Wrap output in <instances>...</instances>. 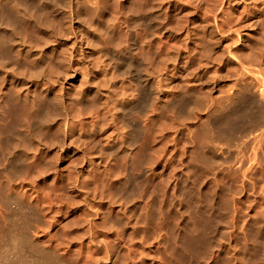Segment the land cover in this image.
<instances>
[{
	"label": "bare ground",
	"instance_id": "bare-ground-1",
	"mask_svg": "<svg viewBox=\"0 0 264 264\" xmlns=\"http://www.w3.org/2000/svg\"><path fill=\"white\" fill-rule=\"evenodd\" d=\"M200 1L203 2L195 0L194 13L188 19L182 15L190 4L188 0H0V264H115L111 261V243L112 247L124 251L120 264H172L171 250L174 247L170 246V238L176 239L173 237L176 222H171L170 216L175 215L173 211L176 209L171 205L177 188L182 186L183 189L186 180L195 189L203 187V192L207 189L204 194L208 196L210 192L221 210L222 231L218 241L205 249L203 257L195 254L196 258H201L200 264H241L239 251L243 248L240 244V250L236 248V240L240 242L238 232L245 221L253 218L255 222V219H258L257 222L260 220L256 223L258 225L251 223L258 228L254 230L261 233L259 241L262 240L264 249V48L262 46L255 53V49L250 51L246 35L237 28L242 12L247 9H258L264 16V0H209L206 5L199 4ZM147 4L150 7L147 8ZM145 8L160 12L157 13L160 18L156 21L153 13L156 20L152 21L155 19L152 17L150 34L141 39L133 29L143 20ZM174 18L180 23L177 24ZM179 29L185 33L182 47L190 56L189 59L184 57L185 61L173 49L181 46L173 45ZM262 36L264 39V32ZM216 39L226 43L224 54L205 66H210L207 68L218 77L222 70L228 68L238 79L227 88H215L218 94L213 95L215 97L211 100L207 99L201 114L193 116L191 110H185L193 116L189 118L190 123L188 118L186 122L179 120L181 116L178 119L174 111L176 105L183 104L186 101L183 97L190 93L193 95L196 89L193 91L192 83L184 79L177 90L172 85L173 76L177 70H191L196 56L208 53L216 44ZM208 74L210 76L211 73ZM245 79H249L250 83ZM254 88L263 98L259 94L254 95L257 90L252 93ZM199 104L201 109L204 102ZM160 108L167 110L171 122L178 121L172 123L175 124L173 127L168 125L171 122L165 127ZM242 114H251V119L242 127L246 132L245 140L243 138L240 143H234L230 134L240 122L238 120L243 119ZM156 122L159 125L152 131L151 127ZM199 124L209 134L213 127L221 131H213L208 140L203 138L200 141L191 129ZM109 125L112 131L102 135ZM21 127L24 129L22 136ZM145 133L150 135V145L145 144ZM128 136L131 143L127 142ZM159 140H163L160 141L162 145L154 143L160 147H157V152L153 142ZM126 143L130 145L124 146ZM246 145L250 154L244 156L242 150ZM201 151L200 155L204 153L206 156L202 159H206L207 165L203 163L201 169L204 170L198 173V164L187 157ZM156 152L164 159L166 155L178 153L181 169L176 173L185 175L186 180H180L177 177L180 175L168 174V180L161 183L159 190L153 191V199L150 197L151 202H159L158 210L153 211L152 208L153 213H150L149 209L155 206L149 201L146 212L150 215L146 216L143 214L145 204L142 213L145 218L140 216L144 219L140 218L141 223L139 215L136 219L129 212L122 193L139 188L142 178L150 173L152 175V167L150 164L145 166L147 163L144 165L143 159ZM66 156L77 159H74L77 163L68 168L69 172H65L70 173L67 177L54 166ZM98 189L101 193L96 194ZM112 189L117 191L116 196L109 192ZM188 191L182 192L183 195ZM67 192L82 194L86 200L84 211L81 208L83 212H78L75 218L85 223L84 228L80 227L87 231L88 243L75 245L70 240L67 243V238L65 241L62 239L67 237L65 233L59 239L54 237L56 234L47 237L48 234L38 225H30L28 220L23 222L25 218L14 220L11 225L12 222L5 219L8 210L20 212L32 208L36 212L41 211L39 214L46 215V211L54 210L56 215L62 216L60 209L64 204L60 200ZM178 195L183 202L180 199L182 195ZM192 196L190 193L186 195L191 203ZM8 200H13V203L10 201L12 206ZM91 201L105 206L106 215L101 208L92 209ZM185 201L187 206L184 202L183 206L188 209L191 203L187 199ZM245 202L248 203L245 205ZM132 205L135 206V203ZM184 207L183 210H186ZM189 210L186 212L189 213ZM54 223H57L56 220ZM183 223L181 226L185 225ZM5 226H9L6 233L3 232ZM190 226H184L185 232L197 235V230L193 232L194 226ZM126 230L132 235L127 244L123 240ZM244 231L242 229L248 237L249 230L245 231L247 234ZM187 234L186 237H192ZM94 236H101L100 244L93 242ZM192 238L194 241L198 237L193 235ZM201 239L203 242L205 238ZM99 247L103 248L104 254L98 252ZM179 249V252L175 251L177 255L180 254ZM187 249L200 250L194 246ZM192 251L190 254H193Z\"/></svg>",
	"mask_w": 264,
	"mask_h": 264
},
{
	"label": "rangeland",
	"instance_id": "rangeland-1",
	"mask_svg": "<svg viewBox=\"0 0 264 264\" xmlns=\"http://www.w3.org/2000/svg\"><path fill=\"white\" fill-rule=\"evenodd\" d=\"M190 0H188V3H190L189 2ZM203 2H199V4H203V5H206L205 3H208V1L209 0H202ZM259 1V0H258ZM193 3V4H192ZM196 5V3H195V0L194 1H191V3L190 4H188L187 6H186V8L183 10L184 12H182V15L184 14V16L186 17L187 16V18L188 19H190L191 18V16L193 15V10H194V6ZM128 7V6H127ZM148 7H150L149 6V4H147V8ZM147 8H145V14H144V17H143V20L140 22V25H141V27H140V25L139 24H137L136 26H134L135 27V29H133V30H135V32H136V35L139 37V36H141L140 38L141 39H143L144 37L146 38V36H147V34H150V29H151V26H152V22H151V19H153V18H157V20H156V18L154 19V20H152V21H158V19L160 18V15H158V14H160V12H157L156 13V11H154L153 9H151V10H149V9H147ZM149 10V11H147V10ZM147 11V12H146ZM149 12V13H148ZM153 13H155V17H154V14ZM190 14V15H189ZM146 15V16H145ZM158 15V16H157ZM148 16V17H147ZM183 16V17H184ZM153 17V18H152ZM184 17V18H185ZM186 18V19H187ZM174 19H176V18H174ZM175 22H177V24H179L180 22L178 21V19H176V21ZM179 22V23H178ZM139 25V26H138ZM138 26V27H137ZM189 27L190 28H192V26L191 25H189ZM237 28L238 29H240L241 30V32L243 33V34H245L246 35V38L248 39V45H249V49H251L250 51H252L253 49H255V50H253L254 51V53H255V51H259V50H261L262 48V46H263V48H264V39H263V32H264V16L261 14V11H259L258 9H255V10H248L247 9V11L245 10L244 12H242V14H241V21H240V23L237 25ZM137 29V30H136ZM180 30V29H179ZM177 31H178V28H177ZM176 31V32H177ZM185 33L184 32H182V29L180 30V32H177L175 35V41H174V47L176 46V45H181L180 47L179 46H176L175 48H173L174 50H175V52L176 51H178V53H179V55H180V57H182V59L185 57L186 59H189V55H187L188 53H185V50L183 49V47H182V43L185 41V39H186V36L184 35ZM181 35H182V37H181ZM183 36L185 37V39L183 40ZM179 37V38H178ZM176 39H178V40H176ZM180 39V40H179ZM177 41V42H176ZM251 41V42H250ZM176 42V43H175ZM215 42H216V44H214L212 47H211V49H210V53L208 54V53H205V54H203L202 53V55L201 54H199L200 52H198V51H196L195 53H197V54H199V57L198 56H196V58L194 59V67H192V69L191 70H184V69H180V71L182 72H180L179 70H177V72L175 73L176 75H174L173 77H174V79H173V83H172V85L174 84V86L173 87H175L177 90H178V88L180 87V85H181V83H182V80H184V79H186V80H189L190 81V83H192L190 86H192L194 89H193V95H191V93H190V95H185V97H183L184 98V100L186 99V101H184V103L182 104V103H179V104H177L176 105V107H175V109H174V111H175V115H177V118L179 117L180 118V116H181V118L179 119V120H185V122H186V118H188V121L191 119V118H193V116L197 113V114H201L202 112L200 111V110H203V107H204V105L205 104H207L208 103V100L207 99H209V100H211L213 97H215V96H213V95H216V94H218L217 93V88H220L221 86H223L224 88H227V87H229V84L231 85V83H235V81L238 79L237 77H235V74L234 73H232V71L230 70V69H228V68H225V70H222V73H220V77H218V76H216V75H213V73H212V69H208L207 67H210V66H205L206 64H208V65H210V63L213 61H215L216 59H218L221 55H222V53L224 54V49L226 48V43L225 42H222V41H220L219 39L217 40H215ZM260 44V45H259ZM220 45V46H219ZM250 45H253V46H250ZM178 47H179V50H178ZM252 47H256V48H258V49H256V48H252ZM182 49V50H181ZM193 51H195V50H193ZM193 51H192V53H193ZM256 53H258V52H256ZM184 54V55H183ZM206 54H208V55H206ZM204 55V56H203ZM208 57H211V59L210 58H208ZM215 58V59H214ZM183 61H185V59H183ZM209 61V62H208ZM212 62V63H213ZM198 67V68H197ZM197 68V69H196ZM206 68V71L204 70ZM194 69H195V72H194ZM262 69H264V66L262 67ZM197 70V71H196ZM202 71H204V72H202ZM223 71H224V73H223ZM262 71H264V70H262ZM181 74H180V73ZM200 72V73H199ZM208 73H211L210 74V76H209V74L207 75ZM194 74H195V76H194ZM229 74V75H228ZM181 75H182V77H181ZM233 75H234V78H233ZM260 75H261V73H260ZM262 77H264V72H262ZM178 76V77H177ZM212 76V77H211ZM215 76V77H214ZM232 77V78H231ZM260 77V76H259ZM183 78V79H182ZM230 78V79H229ZM235 79V80H234ZM191 80H192V82H191ZM245 80H247V82L248 83H250V80L249 79H245ZM185 81V80H184ZM246 82V81H245ZM218 84V85H217ZM245 84H247V83H245ZM215 85H217L216 87H215ZM220 86V87H219ZM222 87V88H223ZM174 88V89H175ZM216 88V89H215ZM216 90V91H215ZM254 92H252L253 94L256 92V88H254ZM253 91V90H252ZM257 92H258V90H257ZM256 92V94H254V95H261V93H257ZM263 94V93H262ZM221 95V94H220ZM223 95V94H222ZM258 95V96H259ZM264 95V94H263ZM263 95H261L262 97H260V98H263ZM191 96V97H190ZM188 97V98H187ZM190 97V98H189ZM188 99V100H187ZM194 99H196V100H194ZM264 100V99H263ZM194 101H197V102H195L194 103ZM198 101H200V102H198ZM205 101H206V103H205ZM201 102L203 103L204 102V104H202L201 106H202V108L200 109V107L198 106V104L200 103L201 104ZM264 102V101H263ZM198 103V104H197ZM192 104H197L196 106L195 105H192ZM199 104V105H200ZM181 109V110H180ZM182 109H184V110H182ZM188 109V112L190 111V112H192L191 114L193 115L192 117L191 116H189V115H191L190 113H189V115H188V112L187 111H185V110H187ZM198 109H199V113L197 112L198 111ZM161 111V112H160ZM196 111V112H195ZM179 112V113H178ZM201 112V113H200ZM159 113H160V116H161V118L163 119H161L162 121H164V123H165V127H167L168 125H171V126H169L170 128L171 127H173L172 125H175V124H172L173 122H171L169 119H168V112H167V110L166 109H163V108H160L159 109ZM163 113H167V114H164L163 115ZM249 115H251V114H242V115H240L241 116V118H243V119H245L244 121H243V119H241L240 118V116H238L239 118L238 119H241V120H238V119H236V122H238V121H240V122H238V123H236V125L237 124H239V125H237V127H236V125H235V129L233 130V134L231 133L230 134V137H231V142H234V143H237V142H241L242 141V139L243 140H245V135H246V132L245 131H243V128L245 127V123L246 122H249V119H251V116H249ZM244 116H246L245 118H244ZM247 116H249V118L247 117ZM191 117V118H190ZM185 118V119H184ZM190 118V119H189ZM247 119H248V121H247ZM238 120V121H237ZM187 121V122H188ZM157 122L159 123V121L157 120ZM156 122V123H157ZM171 122V124H168V123H170ZM178 122V121H177ZM176 122V120H175V122L174 123H177ZM191 122V120L189 121V123ZM242 122V123H241ZM119 123V122H118ZM154 124L151 128V130L152 131H155L156 129H157V126L160 124ZM168 124V125H167ZM247 124V123H246ZM117 125H119V124H117ZM156 125V126H155ZM167 125V126H166ZM241 126V127H240ZM155 127V128H154ZM202 126L199 124V125H193L192 127H191V129H192V131H193V134H195L194 136L198 139V140H200V141H203V138H204V140H208V137H210V136H212V134H213V131L215 132V131H221L220 129L219 130H217L215 127H213V130H211V132H210V134L209 133H206V132H204L205 130L203 129V128H201ZM243 127V128H242ZM154 128V129H153ZM238 128V129H237ZM112 128H111V125H109V126H107V128H106V130L102 133V135L103 134H105L106 135V133H109V132H111L112 130H111ZM212 129V128H211ZM215 129V130H214ZM19 130H21V135L20 136H22V134H23V132H24V129L21 127V128H19ZM109 130H111V131H109ZM150 130V131H151ZM223 131V130H222ZM164 132H165V130H164ZM222 133H225V131H223ZM143 135H144V133H143ZM236 135V136H235ZM40 136H42V135H40ZM147 136V137H146ZM105 136H103L102 138H104ZM143 137H145L146 139H144L145 140V144H149L150 145V143H151V138H150V135L149 134H147V133H145V136H143ZM43 138H44V136H43ZM149 138V139H148ZM207 138V139H206ZM246 139H247V137H246ZM210 140V139H209ZM161 140H159V141H155V142H153V146L155 147L156 146V144H161V142L163 141H161ZM127 142H130L131 143V137L130 136H128V138H127ZM130 143H128V145H127V143H126V145H124V146H129L130 145ZM154 143H156V144H154ZM26 144H28L29 145V143L28 142H26ZM162 145V144H161ZM122 147V148H128V147ZM187 146H188V144H187ZM157 147L158 148H160L159 146H156L155 148H154V150H159V149H157ZM158 152V151H157ZM155 153V154H151L150 156H147V157H145V158H147V159H143V164L145 165L146 163H147V165H145V166H148V164H150L149 166L150 167H152V169H153V173H152V175H151V173L148 175H145L143 178H142V181H141V184H140V186H139V188H132L131 190L130 189H127L126 191H127V193H126V191H124L123 193H122V195L124 196V198H123V202L125 203V204H127V206L130 208V210H129V212L131 213V214H134L133 216L137 219V216H138V220H140L141 221V223L143 222L142 220H144L143 218H145L144 217V215L143 214H145L146 216L147 215H150V213H153V211H155V210H158V205H159V202L158 203H153V202H157V201H155V200H153V202H151L152 201V199H153V197H151V196H153V194L155 195V193H153V191H155L159 186L160 187H162L161 186V183H165V181H167L168 179V174L169 175H180V177L179 176H177L179 179L181 178V179H183V180H186L185 179V175H182V174H177V173H179V169H181V167H180V161H179V156H178V153L177 154H170V155H168V157H167V155H166V157H165V159L164 158H162L161 157V155H160V153L158 154V153ZM198 152V151H197ZM196 152V154H195V156H194V154L193 155H191L190 157H187V158H189L194 164H201V165H197V171H198V173H200L201 171H203L204 169H201V167H203V163L205 164V165H207V163H205V161H206V159L204 160V159H202V157L203 158H205L206 156H205V154L203 155L202 154V156L200 155L201 153H202V151L200 152V153H197ZM242 153H243V155L244 156H246V155H248V154H250V148H249V146L248 145H246L245 147H243V150H242ZM155 155V156H154ZM158 155V156H157ZM160 155V156H159ZM197 155V156H196ZM153 157V158H152ZM201 157V159H202V161H204V162H202L201 161V159H199ZM73 159V160H72ZM74 159H76L75 157H71V156H66L65 158L63 157V158H61L58 162H56L55 164H54V166L56 167H58V170L64 175V176H68L70 173H68V174H66L67 172H69V167L71 168V165H73V163H77V159L74 161ZM151 159H153L152 161H151ZM196 159H199L198 161L196 160ZM158 160V161H157ZM149 161V162H148ZM61 162V163H60ZM72 163V164H71ZM153 163V164H152ZM60 164V165H59ZM69 164V165H68ZM68 165V166H67ZM152 165V166H151ZM65 168H64V167ZM179 166V167H178ZM56 167V168H57ZM63 167V168H62ZM206 167V166H205ZM204 167V168H205ZM176 168H177V170H176ZM71 170V169H70ZM66 172V173H65ZM71 172V171H70ZM173 172H174V174H173ZM177 172V173H176ZM176 173V174H175ZM152 177H151V176ZM181 175H182V177H181ZM149 176V177H148ZM164 178H165V180H164ZM180 179V180H181ZM186 182H188L187 180L184 182L185 184H186ZM184 184V188L183 189H181L182 188V186H180V189L179 188H177L178 190H180V191H178L177 189V192H175V193H177V194H175L176 196V198L178 199V194H180V196L182 195V197L180 198V199H183V202L185 201V199H187V202L188 203H191V201L188 199V198H190V196H187L186 197V195H189V193L190 194H192L193 196L192 197H194V195H196V196H198V197H196V198H198V200L194 197V198H192L191 197V200H192V203L190 204V205H188V209H186L185 207L187 206V204L185 203V205H184V203L182 202V201H180L179 199L177 200L176 198H174L173 200L175 201H173L172 200V205L171 206H173V207H171V208H174V210L176 209V211H173V212H175V213H173V212H171V214L170 215H172V213L173 214H175L173 217L172 216H170V218H172V219H170L171 220V222H176V223H174V226L175 227H173V228H175L176 229V232H173V234H175L174 236H173V234H172V236L174 237V238H176L175 240L172 238H170V240H172L170 243H171V245L170 246H172V247H174V248H176L175 249V251L177 252L178 251V249L179 250H181L180 251V254L178 253V255L176 254V252L174 251V248L171 250V251H173L172 253H171V256H172V259H173V263L172 264H174L176 261V263H180V262H182L181 264H193V263H195V262H197L198 264H200V262L201 261H199V259H201V258H199V257H203V253H205V249H209V247H211L212 245H214L215 244V242H217L218 240V236H220V232L222 231L221 230V225H222V220H221V210H220V208H218L219 206L217 205V199L213 196V195H211V193L210 192H208L209 194H208V196L207 195H205L204 194V192L206 193V191H207V189H205V191L203 192V187L201 188V187H199L198 189H195V188H193L192 186H190L189 184V182H188V185H185ZM163 185V184H162ZM179 186V185H178ZM188 186H190V187H188ZM159 187V188H160ZM186 187H188V188H186ZM159 188H158V190H159ZM197 188V187H196ZM205 188V187H204ZM189 191H188V190ZM200 189V190H199ZM203 189V190H202ZM157 190V191H158ZM183 190V191H182ZM184 190H186V191H184ZM193 190H195V191H193ZM197 190V191H196ZM209 190V189H208ZM188 191V193H185L184 195H185V198H183L184 197V195H183V193L182 192H187ZM100 191H99V189H98V191L96 192V194L97 193H99ZM109 192L112 194V196H113V194H114V196H116V194H117V191L115 190V189H112L111 191L109 190ZM156 192V191H155ZM179 192V193H178ZM101 193V192H100ZM182 193V194H181ZM194 193V194H193ZM200 193V194H199ZM126 194V195H125ZM198 194V195H197ZM204 194V195H203ZM100 194H98V196H99ZM141 195H143V196H141ZM178 195V196H177ZM68 196V197H67ZM82 194H79V193H77V194H70L69 192H67V194H65V195H63V197L61 196V198L59 197V200L62 202V204H64V205H62V208L61 209H63V210H61L60 209V211L63 213V215L62 216H59L58 214L56 215V213H57V211L55 212L54 210H51L50 212H47L46 211V215L45 214H39L38 212H41V211H38V212H36L35 211V208L33 209H30V211H33V212H30L28 209H25L24 211L23 210H21L20 212H21V214L23 215V217L21 216V214H20V212H19V210L17 211V210H15V212L14 211H6L5 213H7V215L5 216V219L7 220V221H9V223L10 222H14V220H17V221H19V219L22 221V219L23 218H25V219H23V222H27V220L29 221L28 223L30 224V225H33V226H37L38 225V227L39 228H41L45 233H47L48 235H47V237L49 236V234L50 235H52V236H54V234H56V236H54V237H57L58 239L59 238H61V237H63V233H65V234H68L67 235V237H63L62 239H64V241H65V238H67L66 239V242L68 243L69 242V240L72 242V243H74L75 245H77V243L79 244V242L80 243H88V235H87V231H85V229L83 230L82 228H84L85 227V225H83V221H81L80 219H77L76 220V218H75V215L79 212H83L84 210V204L86 203L85 201L86 200H84V196H82ZM205 196H207V198L205 197ZM65 197V198H64ZM150 197L152 198V199H150ZM205 197V198H204ZM212 197V198H211ZM66 198H67V200H66ZM70 198V199H69ZM200 198V199H199ZM209 198V199H208ZM214 198V199H213ZM194 199V200H193ZM203 199H205V200H203ZM210 199L212 200V201H210ZM151 200V201H150ZM189 200V201H188ZM196 200V201H195ZM210 201V202H208L207 203V201ZM9 201V203H10V205L13 203L11 200H8ZM12 203H11V202ZM65 201V202H64ZM83 201V202H82ZM149 201H150V203H149ZM177 201H179L181 204H179ZM80 202V203H79ZM92 202V203H91ZM91 202H87V203H91L90 204V206L92 207V209H100L101 208V210H102V212H104V214L106 215V208H105V206H103V205H101L99 202H94V201H91ZM198 202V203H197ZM204 202V203H203ZM8 203V204H9ZM69 203V204H68ZM97 203V204H96ZM99 203V204H98ZM132 203L134 204L135 203V206H133L132 205ZM137 203V204H136ZM148 203L149 204H151V203H153L154 205H152V206H155V207H151L150 209H149V206H148ZM177 203V204H176ZM183 203V204H182ZM195 203V204H194ZM248 203V202H247ZM246 202H245V205L247 204ZM73 206H72V205ZM145 204H147L146 206H145ZM180 206H179V205ZM198 204V205H197ZM212 204V205H211ZM70 205V206H69ZM95 205H96V207H95ZM175 205V206H174ZM185 207H184V206ZM193 205V206H192ZM203 207H202V206ZM205 205V206H204ZM217 205V206H216ZM12 206V205H11ZM72 206V207H71ZM103 206V207H102ZM145 206V207H144ZM151 206V205H150ZM215 207V211L213 210L214 209V207ZM65 207V208H64ZM143 207L145 208V211L143 210ZM157 207V208H156ZM183 207L186 209V210H189V208H190V210H189V213H187L186 212V210H183ZM192 207V208H191ZM204 209H202V208ZM210 207H212V208H210ZM68 208V209H67ZM81 208H82V210L83 211H81ZM103 208V209H102ZM152 208H154L153 209V211L151 210ZM182 208V209H181ZM200 210H199V209ZM149 209V211H152V212H150L149 214H148V212H146L147 210ZM212 209V211H210V210ZM65 210H66V212H65ZM104 210V211H103ZM199 210V211H198ZM207 210V211H206ZM29 211V212H28ZM143 211H144V213H143ZM178 211V212H177ZM206 213V215L203 213ZM18 212V213H17ZM23 212H26V213H23ZM54 212V213H53ZM133 212V213H132ZM146 212V213H145ZM181 212V213H180ZM185 212V213H184ZM198 212V213H197ZM199 212H201L202 214H200ZM12 213V214H11ZM28 213V214H27ZM31 213V214H30ZM38 213V214H37ZM48 213H51V215L50 214H48ZM53 213V214H52ZM64 213H68L67 215L66 214H64ZM143 213V214H142ZM17 214V215H16ZM34 214V215H33ZM186 214V215H185ZM188 214H190L189 216H188ZM10 215V216H9ZM12 215H13V217H14V219H13V217H12ZM15 215V216H14ZM39 215V216H38ZM142 215V217H140ZM203 217H202V216ZM208 215V216H207ZM215 215V216H214ZM29 216V217H28ZM35 216V217H34ZM44 218H43V217ZM49 216V217H48ZM55 218H54V217ZM58 216H59V218H58ZM71 216V217H70ZM186 217V218H188L187 219V221H186V218H184V217ZM217 216H219V217H217ZM7 217V218H6ZM22 217V218H21ZM42 217V218H41ZM45 217H47L46 218V220L47 219H49V220H47V222H46V220H45ZM53 217V218H52ZM73 217V218H72ZM194 217V218H193ZM213 217V218H212ZM17 218V219H16ZM71 218V219H70ZM142 220H141V219ZM207 220H206V219ZM212 218V219H211ZM243 218V217H242ZM43 219V220H42ZM52 219H53V221H52ZM59 219V220H58ZM74 219V220H73ZM108 219V218H107ZM174 219V220H173ZM184 220L183 222L185 223V225L186 224H188V225H190L191 224V226L193 227L194 225H197V222L199 221H201L202 220V222H200L198 225H197V227L196 226H194L193 228L195 229H193V232L194 231H196L197 230V235H195V233H193V234H191L190 232L188 233V234H191L192 235V237H193V235H194V237L195 236H197L198 238H194V241H193V238L192 237H188L189 235L187 234V232H185L186 230H185V228H184V226L185 225H183V226H181L182 225V223L183 222H181L182 220ZM198 219V220H197ZM210 219V220H209ZM219 219H220V222H219ZM254 219V218H253ZM252 219V220H253ZM33 220V221H32ZM56 220V222L57 223H54V221ZM80 222H82V223H79V221ZM173 220V221H172ZM252 220H247V221H245L244 223H245V225H246V227H245V225H243V227L241 226V231H239L238 233V236H239V240H240V242L238 241V239L236 240V243H238V244H236V243H234L233 242V244L235 245L236 244V248H238V250H240V248H243V249H241L239 252H241V254H240V256H241V264H264V261L262 262V260H264V256H263V254H264V249L262 248V244H263V242H262V240H260L259 241V239H261V237H260V235H261V233H259V232H257V231H255V230H257L258 228H256L255 226H254V224L253 223H251V222H255L254 220L252 221ZM256 220V222H255V224L256 223H258L257 222V220L258 219H255ZM48 221H50V222H48ZM72 221H75V222H72ZM186 221V222H185ZM219 223H218V222ZM250 222L254 227H253V229H252V225L250 224V223H247L246 224V222ZM13 222L12 223H10V225L11 224H13ZM34 222H35V224H34ZM188 222V223H187ZM194 224H192V223ZM207 222V223H206ZM211 222V223H210ZM75 223V224H74ZM183 223V224H184ZM205 223V224H204ZM209 223V224H208ZM7 224H8V222H7ZM23 224H26V225H28L27 223H23ZM48 224V225H47ZM51 226H50V225ZM85 224V223H84ZM205 225V226H203V225ZM58 225V226H57ZM60 225V226H59ZM70 225V226H69ZM78 227H77V226ZM80 225H81V227H80ZM176 225H177V228H176ZM203 227H202V226ZM211 225V226H210ZM214 225V226H213ZM249 225H251V227L249 226ZM256 225H258V224H256ZM1 226V225H0ZM46 226V227H45ZM50 226V228H48ZM62 226H64L65 227V230H62V229H64V227L62 228ZM190 226V227H191ZM43 227L45 228V230L43 229ZM57 227H59V228H57ZM68 227V228H67ZM69 227H71V228H69ZM207 227V228H206ZM209 227V228H208ZM248 227V229H246ZM251 229H250V228ZM9 226H5L4 228H3V232L4 233H6V231H8L9 229ZM58 230H57V229ZM60 228H61V230H60ZM183 228H184V230H183ZM200 228H204V229H200ZM256 228V229H255ZM6 229V230H5ZM79 229H81V230H79ZM98 229H100V228H98ZM175 229L173 230V231H175ZM201 230V232H200V230ZM208 229V230H207ZM210 229V230H209ZM213 229V230H212ZM242 229H243V231H244V229H245V231L247 232L248 230V237H249V239H248V237H246V235L242 232ZM255 229V230H254ZM48 230V231H47ZM60 230V231H59ZM85 231V232H83V231ZM217 230V231H216ZM251 230V231H250ZM253 230L255 231V232H257V233H254L253 232ZM52 231V233H50ZM62 231H65V232H62ZM70 231H71V233H70ZM203 231H204V233H203ZM244 231V232H245ZM67 232V233H66ZM212 232V233H211ZM245 232V233H246ZM203 233V234H202ZM243 233V234H242ZM246 233V234H247ZM259 233V234H258ZM61 234V235H60ZM64 234V236H66ZM185 234H187L188 236L186 237L185 236ZM199 234V235H198ZM205 234V235H204ZM182 235V236H181ZM190 235V236H191ZM204 235V236H203ZM212 235V236H211ZM243 235H245V236H243ZM255 235H258L257 237H256V239H254V236ZM59 236V237H58ZM68 236H69V238H68ZM237 236V237H238ZM99 237V238H98ZM131 237H132V235H131V232L129 231V230H126V231H124L123 232V240H124V243L125 244H127V243H129L130 242V239H131ZM179 237V238H178ZM240 237H241V239H240ZM250 237H251V239L253 238V241L250 239ZM112 238V237H111ZM109 239V241L110 240H112V239ZM189 239V242L187 243V241H188V239ZM190 238H192V243H190ZM201 238H205V239H203V242H201L202 241V239ZM210 238V239H209ZM244 238H246V239H244ZM93 242L94 241H96L97 242V244H100V241H101V236H94L93 238ZM179 239V240H178ZM181 239V240H180ZM196 239H198V240H196ZM208 239H209V241H208ZM212 239V240H211ZM258 239V240H257ZM74 242H73V241ZM169 240V241H170ZM195 240L196 241H198V243H199V245H198V243L196 244L195 243ZM211 240V241H210ZM256 240V241H255ZM42 241H44V240H42ZM64 241H62L63 243H65L66 244V242H64ZM166 241V240H165ZM169 241H167V243L169 242ZM183 243H181V242ZM201 243H203V244H201ZM207 241V242H206ZM215 241V242H214ZM222 241V240H221ZM224 241V240H223ZM238 241V242H237ZM248 241V242H247ZM251 241V242H250ZM99 242V243H98ZM112 241H110V243H111ZM206 242V243H205ZM208 242H209V244H208ZM242 242V243H241ZM262 242V243H261ZM95 243V242H94ZM166 243V244H167ZM190 243V244H189ZM257 243V244H256ZM258 243H259V245H258ZM6 244V243H5ZM96 244V243H95ZM112 244V243H111ZM111 244H109L110 245V250L111 249H113V250H111V261H114L115 262V264L117 263V264H120L121 263V261H122V257H123V254H124V251L120 248H114V247H112L113 245H111ZM165 244V245H166ZM169 244V243H168ZM167 244V245H168ZM173 244V245H172ZM179 244H181V245H183V247H187L188 245H190L189 247H187V248H189V249H192L193 248V246H194V248H199L200 250H197L198 252H196V250L194 249L193 251L192 250H188L187 248H182L181 247V245H179ZM188 244V245H187ZM191 244L193 245V246H191ZM194 244H196V245H194ZM242 246V247H240L239 248V246L240 245ZM252 244H254V245H252ZM261 244V245H260ZM3 245H4V243H3ZM206 245V246H205ZM245 245V247H243ZM169 246V245H168ZM167 246V247H168ZM169 246V247H170ZM196 246V247H195ZM205 246V247H204ZM208 246V247H207ZM257 246V247H256ZM261 246V247H260ZM172 247H170V248H172ZM254 247V248H253ZM99 248H101V250H102V252H101V250L99 249ZM98 248V252L101 254H104L103 253V248L102 247H99ZM250 248V249H249ZM257 248H259V249H257ZM190 251V252H188L187 253V251ZM207 249V250H208ZM204 252H203V251ZM206 250V251H207ZM246 250H247V252H246ZM261 250V251H260ZM185 251V252H184ZM191 251L193 252V254H190L191 253ZM199 251H201L202 253L200 254V252ZM243 251V252H242ZM175 252V253H174ZM179 252V251H178ZM195 252V253H194ZM262 252H263V254H262ZM199 254V255H201V256H199L198 258H196L197 256H195V254ZM243 253V254H242ZM245 253V254H244ZM99 254V255H100ZM101 254V255H102ZM173 254V255H172ZM197 254V255H198ZM258 254H262V255H258ZM100 255V256H101ZM177 255V256H176ZM192 255H194V257H195V259H194V257H192ZM245 256V259H244V256ZM104 256V255H103ZM176 256V257H175ZM243 256V257H242ZM261 256V257H260ZM102 257V256H101ZM259 257V258H258ZM102 258H104V257H102ZM262 258V259H261ZM245 261H244V260ZM175 260V261H174ZM180 260V261H179ZM194 261V260H197V261H194V262H191V261ZM118 261V262H117ZM243 261V262H242ZM261 261V262H260ZM175 263V264H176ZM196 263V264H197ZM109 264H111V263H109ZM216 264H220V262L219 263H216Z\"/></svg>",
	"mask_w": 264,
	"mask_h": 264
}]
</instances>
